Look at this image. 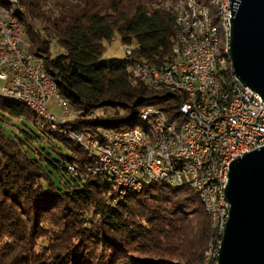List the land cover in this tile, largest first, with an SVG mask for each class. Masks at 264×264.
<instances>
[{
	"label": "trees",
	"instance_id": "1",
	"mask_svg": "<svg viewBox=\"0 0 264 264\" xmlns=\"http://www.w3.org/2000/svg\"><path fill=\"white\" fill-rule=\"evenodd\" d=\"M16 1L25 48L46 59L76 115L40 126L34 111L0 95V264H207L215 233L195 193L154 183L121 196L72 135L103 140L102 131L140 125L148 107L178 114L184 92L133 83L126 69L173 59L170 0ZM117 36L131 58L103 59Z\"/></svg>",
	"mask_w": 264,
	"mask_h": 264
},
{
	"label": "built area",
	"instance_id": "2",
	"mask_svg": "<svg viewBox=\"0 0 264 264\" xmlns=\"http://www.w3.org/2000/svg\"><path fill=\"white\" fill-rule=\"evenodd\" d=\"M172 3L173 0L168 1L167 8H172ZM223 14L233 17L232 0H223ZM191 29L192 27L188 29V40L180 39L175 44V46L181 47V54L174 61V67L169 77L159 78L158 74H150L149 79L144 80V84L152 89H155V86H163V89L167 88L172 91L197 93V103L194 104L205 107V114H198V112H192L191 109H186L187 123H182V127L187 137V148L181 150V159L193 169L199 170L200 184L206 190L207 199L211 203L209 180L205 176V163L210 158L213 139L217 133H222L223 130L222 109H216V102L224 100L225 96L223 60H226V56L215 55L212 51L211 41H208L206 48L200 52L187 53V50H183L182 41H190ZM0 36L10 39V46L1 49L0 53V95L30 100L52 115L54 114L49 111V105L56 97L58 105L64 109V113L69 114L70 102L61 98L58 91L51 89V75L46 71L45 58L30 56V52L25 48L23 28L16 23L15 18L6 19L3 13H0ZM11 48H19L22 51V60L13 58ZM125 54L126 59H130L132 56V52L126 51ZM136 66L137 62L127 68H136ZM240 87L241 94L237 111L233 114L235 134H229V144H224V156L220 165L224 178V202H229L226 188L229 183L232 163L253 150H257V146H264V100L253 89L242 84ZM145 112H157L160 116L168 115L157 107H149ZM55 118L58 119L56 116ZM190 118H197V122L207 123L208 138H201V133L195 129V125H190ZM170 119L176 118L169 116V123ZM74 134L81 137L83 143H89L93 147V151L102 152L103 157H105V152H112V158H117L124 164L123 176L127 182L133 176H141L145 178V181L151 182V180H146V173L138 174V166H146V170H153V173H158V176L166 177V170H159L158 166V158L161 155H168V168H172L170 148L174 144L173 139L169 151L165 154H158V149H147L146 142H140L133 131L105 133L103 140L86 133ZM142 155H149V165H142ZM71 170L74 172V169ZM95 172L101 174L99 171ZM230 206L229 202V210ZM212 208L216 209L213 205ZM229 210H222V216H224L223 235Z\"/></svg>",
	"mask_w": 264,
	"mask_h": 264
},
{
	"label": "bare ground",
	"instance_id": "3",
	"mask_svg": "<svg viewBox=\"0 0 264 264\" xmlns=\"http://www.w3.org/2000/svg\"><path fill=\"white\" fill-rule=\"evenodd\" d=\"M14 8H7L0 4V13H3L6 19H16V23L23 28L22 23L15 16L16 0H7ZM167 7V2H166ZM176 17L177 40H188V29H191L190 41H182L183 50L187 53L200 52L206 48L208 41H211L212 51L215 55L226 56L223 60V90L225 93L224 100H217L216 109L221 111V124L223 126L222 133H217L213 139L212 148H210V158L205 163V176L209 180L211 203L207 199V193L202 188L201 175L198 169H193L188 163L181 159V150L187 148V137L185 135L182 123H187V110L198 114H205V107H199L197 103V93L184 92L187 101L183 102L179 108L176 119H170L168 115H161L157 112H145L141 115L142 127L113 132L133 131L140 142H146L147 149H158V154H165L169 151L172 168H168V155H161L158 158L159 170H166V177L158 176L153 170H146V166H138V174L146 173V180L141 176L130 177V181H125L124 164L119 159L112 158V152L93 151V147L89 143H83L81 137L72 133L77 141L90 148L98 156V165L95 171H99L108 179L116 182L117 188L120 190L121 196L131 193H139L153 183L165 184L171 187L187 186L191 188L197 195L205 212L210 217L211 227L214 230L215 237L211 240L210 247L206 252V263H210L213 259H217V252L221 244V238L224 230V216L222 210H229V202H224V178L221 173V159L224 156V144H229V134H235V121L233 114L237 111L239 103L241 87L233 73L232 64L230 66V16L223 14V0H211L209 4H200L197 0H173L172 8H168ZM24 31V30H23ZM25 35V33H24ZM10 46V39L0 36V53L1 49ZM127 52H132L126 49ZM181 54V47L175 46L173 50V59L166 64L165 67L157 69L146 63L137 62L136 68H127L129 77L132 81H140L144 83L145 79H149L150 74H158L159 78H167L172 72L174 61ZM11 55L15 60H22V51L19 48H11ZM33 58H41L30 52ZM128 67H132V63H128ZM51 89L58 91L61 98L65 99L61 93V89L54 78L51 76ZM163 86H155V90H162ZM20 104L25 105L36 113L37 123L41 126H50L58 128L60 121L54 115L46 113L45 110L37 106L35 102L25 100L23 98H10ZM186 106V108H185ZM190 125H195V129L201 133V138H208L209 128L205 122H197V118H190ZM166 134V135H165ZM264 146H257V150ZM255 151V150H253ZM252 151V152H253ZM142 165H149V155H142ZM180 174V175H179ZM215 207L216 209L212 208ZM231 208V206H230ZM230 210L227 214L229 219ZM227 225V224H226ZM226 228V226H225ZM225 233V231H224Z\"/></svg>",
	"mask_w": 264,
	"mask_h": 264
},
{
	"label": "water",
	"instance_id": "4",
	"mask_svg": "<svg viewBox=\"0 0 264 264\" xmlns=\"http://www.w3.org/2000/svg\"><path fill=\"white\" fill-rule=\"evenodd\" d=\"M230 61L240 84L264 100V0H232ZM230 217L218 264H264V147L231 165Z\"/></svg>",
	"mask_w": 264,
	"mask_h": 264
},
{
	"label": "rangeland",
	"instance_id": "5",
	"mask_svg": "<svg viewBox=\"0 0 264 264\" xmlns=\"http://www.w3.org/2000/svg\"><path fill=\"white\" fill-rule=\"evenodd\" d=\"M55 1H57V0H55ZM11 8H13L12 6H10ZM232 8H233V13H234V11L236 10V4L235 3H233V1H232ZM14 9V8H13ZM231 48V47H230ZM125 52H126V47L125 46H123V44L120 42V39L118 38V36L111 42V43H106L105 44V54H104V57H103V59H105V60H111V59H124L125 58V56H126V54H125ZM46 60V59H45ZM127 67H128V64H127ZM127 69V68H126ZM131 80V79H130ZM132 81V80H131ZM133 83H142V82H140V81H136V82H134V81H132ZM149 108V107H148ZM147 109V108H146ZM145 109V110H146ZM144 110V111H145ZM49 111L51 112V113H53L60 121H62V120H65V122L66 121H68V120H72L74 117H75V115H76V113H75V111L72 109V107L70 106V113L69 114H65L64 113V109L62 108V107H60L59 105H58V100H57V98L56 97H54L53 98V100H52V102L50 103V105H49ZM178 112H179V110H178ZM144 113V112H143ZM142 113V114H143ZM175 115H178V114H173V115H171V117H174ZM140 125H137V126H135V127H132V128H125V129H117V130H107V131H102L103 132V136H104V134L105 133H110V132H113V131H123V130H128V129H133V128H138V127H142V122H141V120H140ZM28 124H30L31 126H33L35 129H37L35 126H34V124L33 123H29L28 122ZM154 184V183H153ZM163 185H165V184H163ZM166 186H168V187H171V186H169V185H166ZM182 187H186V188H189V187H187V186H182ZM182 187H171V188H182ZM193 193H195L191 188H189ZM196 194V193H195ZM230 205H231V203H230ZM230 210H231V208H230ZM207 214V213H206ZM208 215V214H207ZM229 217H230V214H229ZM227 223H228V221H227ZM226 227H227V225H226ZM225 231H226V228H225ZM215 237V236H214ZM214 237L211 239V240H213L214 239ZM211 240H210V242L208 243V245H207V249H206V252L208 251V249H209V247H210V243H211ZM222 242V241H221ZM221 245V244H220ZM220 245H219V248H220ZM219 248H218V252H217V254H218V256H219ZM206 252H205V261H206ZM218 256H217V259H216V261H215V259H213V264H218Z\"/></svg>",
	"mask_w": 264,
	"mask_h": 264
}]
</instances>
